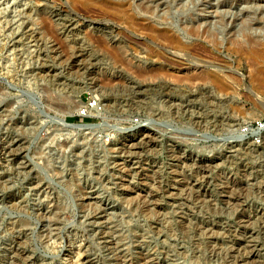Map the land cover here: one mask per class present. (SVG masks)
Listing matches in <instances>:
<instances>
[{
  "label": "rangeland",
  "instance_id": "374dc122",
  "mask_svg": "<svg viewBox=\"0 0 264 264\" xmlns=\"http://www.w3.org/2000/svg\"><path fill=\"white\" fill-rule=\"evenodd\" d=\"M69 1L0 0V264L78 251L87 264H239L251 249L264 264V93L245 58L192 50L230 77L218 93L193 78L204 62ZM191 1L168 22L264 16V0Z\"/></svg>",
  "mask_w": 264,
  "mask_h": 264
},
{
  "label": "bare ground",
  "instance_id": "6f19581e",
  "mask_svg": "<svg viewBox=\"0 0 264 264\" xmlns=\"http://www.w3.org/2000/svg\"><path fill=\"white\" fill-rule=\"evenodd\" d=\"M72 1H74L76 3H79L80 5L85 6V7H88V6L97 7L104 14H109V15L117 18L119 21L124 23V25L127 26L129 29H132L134 31L139 32L140 35L143 34V35L151 37L150 40L152 41L153 45H155L157 47V49H160V51L164 49L165 50L164 53L166 52V55H167V52L171 53L172 55H177V54L180 53V54L184 55L185 57H187L188 59H192V60L194 59V60H198V61L204 62L206 64V66L203 65L204 70L202 71V73L199 74L198 77H193V78L201 79V81L204 80V82L206 84H209V85L213 86L214 90L216 89L215 91L218 92V93H220L221 91L223 92V91L228 89L227 85L229 84L228 83V79H230V77L228 76V74L226 72H224L222 67L218 66V64H216V65L212 64V67H215V69L214 70H209L207 66L210 67L211 63L208 62L205 59L202 60L201 55H200L201 59H199V57H196V55H193L192 54V52H193L192 50H194L196 46H197V48L200 47L201 49L202 48L205 49L203 51L211 50V48L215 49V50H218V47L220 45H222L223 47L222 46L221 47L225 50V52L227 51V52H229V54L232 53V54H234L237 57L245 58L247 66L250 69L248 79L250 81L251 88L253 89V91H255V94H261L260 91H262L264 93V16L263 15L250 17L248 15L249 14L248 13L247 15L245 14V15L240 16V17L226 18L227 17L226 15H225L226 17H224V15H222L219 12V14L217 13L214 16V20H216V21L209 20L207 22L205 21L204 23H202V22L201 23L200 22L196 23L192 19V21H189V23H190L189 25H186L184 28H178V27L173 26L172 23L168 22L169 21L168 20L169 19V14H170V10L172 9L173 6L174 7L175 6L179 7L180 11L188 10V7L186 6V4H184V0H169L167 3H164L161 6L162 8L159 9V10L157 9V6L156 7L154 6L155 4L153 6L151 5V1L150 0H147V1L145 0V2H142V1L139 0L140 3H136V2L130 1V0H72ZM208 1L209 0H205V2H208ZM191 3L193 4L194 0H192ZM253 9H255V8H253ZM206 12L207 11L197 10L196 12H193V15H199L201 13H206ZM213 13H215V12H213ZM147 15L148 16L150 15L151 17H153V20L150 18V16L149 17H145ZM230 16H231V14H230ZM233 16H236V15H233ZM155 18L158 19V20H156L157 22H154ZM237 20H240L239 25H237V24L234 25ZM216 25H218V27H216ZM140 35H139V37H140ZM219 36H221V37H219ZM226 36L228 38H226ZM101 40L104 42L106 39H104V40L101 39ZM101 40H99L98 42H100ZM129 40H131V39H129ZM188 40H190V42H188ZM135 42L138 43L137 40ZM102 43H100V44H102ZM105 44H107V43L105 42ZM206 44H208L210 47L208 48V46H206ZM148 45H149V43H148ZM155 46H154V50H155ZM127 50H128V48H127ZM115 54H116V52H115ZM118 54H120V53H118ZM118 54H116V56ZM125 55L126 54H124L123 57ZM136 55H134V56L136 57ZM119 57L120 56L118 55L117 58L119 59ZM113 58L116 61L117 58H115L114 56H113ZM127 58H128V56H127ZM121 60L122 59L120 58V61L118 63H120ZM129 70H131V68ZM151 73H153V72H151ZM154 74H155V72L153 74H151V75H153L152 77H157V76H154ZM136 75H137V72H136ZM143 75L145 77H147L148 74H143ZM158 76H159V73H158ZM165 76H168V75H165ZM188 78H179L178 80H182L181 82L183 83V80L184 81H185V79L188 80ZM146 79H148V78H146ZM189 80H191V79H189ZM175 83L177 84L178 82H175ZM235 86H236V84H235ZM218 96H220V95L218 94ZM250 97L253 99V94H251ZM96 105H97V103H96ZM78 126L80 127L81 125H78ZM28 249H29V247H28ZM19 251H20V249H19ZM246 251H247V249H246ZM81 253L79 251L76 252L74 257H73V259L71 261H69V262L71 264H87L88 261L84 259V257L82 256ZM259 261H260V257L256 254V250L251 249L249 254L247 256H245V258H243V259L241 258V260L239 261V264H249V263L250 264H254V263H257Z\"/></svg>",
  "mask_w": 264,
  "mask_h": 264
},
{
  "label": "built area",
  "instance_id": "2783aa9c",
  "mask_svg": "<svg viewBox=\"0 0 264 264\" xmlns=\"http://www.w3.org/2000/svg\"><path fill=\"white\" fill-rule=\"evenodd\" d=\"M90 107V106H89ZM81 114H84V113H81Z\"/></svg>",
  "mask_w": 264,
  "mask_h": 264
}]
</instances>
